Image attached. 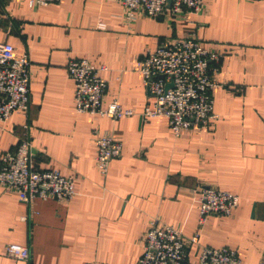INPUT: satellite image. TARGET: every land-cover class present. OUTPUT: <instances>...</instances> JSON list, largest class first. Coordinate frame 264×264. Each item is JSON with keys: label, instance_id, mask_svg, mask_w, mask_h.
Here are the masks:
<instances>
[{"label": "crops", "instance_id": "obj_1", "mask_svg": "<svg viewBox=\"0 0 264 264\" xmlns=\"http://www.w3.org/2000/svg\"><path fill=\"white\" fill-rule=\"evenodd\" d=\"M0 40L27 54L29 103L0 122V153L16 147L27 123L35 165L74 180L69 200L23 202L0 187V264H137L141 236L158 217L199 244L237 251L242 264L264 259V0H206L205 8L173 21L138 15L127 23L120 0H59L31 8L0 0ZM194 33L222 53L213 91L218 117L207 129L175 136L165 117L144 120L152 96L137 62L167 39ZM72 58L104 64V104L134 111L118 119L76 111ZM118 140L120 156L106 173L96 167V137ZM239 198L229 215L198 223L200 189ZM29 248L28 262L6 245Z\"/></svg>", "mask_w": 264, "mask_h": 264}, {"label": "built area", "instance_id": "obj_2", "mask_svg": "<svg viewBox=\"0 0 264 264\" xmlns=\"http://www.w3.org/2000/svg\"><path fill=\"white\" fill-rule=\"evenodd\" d=\"M59 0H27L31 8ZM206 0H120L127 23L138 15L165 17L170 21L186 17L205 8ZM222 53L203 45L196 34L167 39L148 51L137 62L143 84L149 88L152 103L143 108L142 117H165L171 132L180 136L192 128L207 129L218 115L214 111L213 89L219 85L216 74ZM29 66L27 54L18 55L11 43L0 40V122L14 112L26 113L29 103ZM66 71L74 82L75 109L93 116L118 119L130 116L118 100L104 104L106 79L104 64L95 65L87 58H72ZM172 83L166 88L167 83ZM15 148L0 153V187L15 192L23 202L35 198L69 200L76 191L74 180L56 169H39L35 165L28 125L22 126ZM96 167L106 173L109 162L120 156L122 145L111 135L98 134ZM236 194L205 187L198 194L199 218L203 224L211 214L229 215L238 206ZM142 253L137 264H188L189 244H199V234L187 238L178 227L155 217L141 236ZM7 256L29 261V248L18 243L6 245ZM196 264H242L237 251L226 246L202 245ZM258 264H264V259Z\"/></svg>", "mask_w": 264, "mask_h": 264}, {"label": "water", "instance_id": "obj_3", "mask_svg": "<svg viewBox=\"0 0 264 264\" xmlns=\"http://www.w3.org/2000/svg\"><path fill=\"white\" fill-rule=\"evenodd\" d=\"M168 1H170V0H168ZM1 23H2V18L0 16V25H1ZM171 86H172V83L171 82L166 84V88L167 87H171ZM147 90L149 91V88H147Z\"/></svg>", "mask_w": 264, "mask_h": 264}, {"label": "rangeland", "instance_id": "obj_4", "mask_svg": "<svg viewBox=\"0 0 264 264\" xmlns=\"http://www.w3.org/2000/svg\"><path fill=\"white\" fill-rule=\"evenodd\" d=\"M22 132V131H21ZM19 137H21V135H19Z\"/></svg>", "mask_w": 264, "mask_h": 264}]
</instances>
